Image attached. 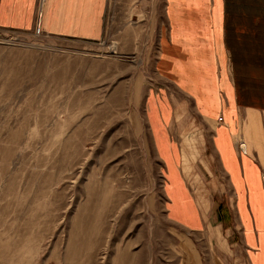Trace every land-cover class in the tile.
Segmentation results:
<instances>
[{"label":"rangeland","instance_id":"374dc122","mask_svg":"<svg viewBox=\"0 0 264 264\" xmlns=\"http://www.w3.org/2000/svg\"><path fill=\"white\" fill-rule=\"evenodd\" d=\"M166 8L106 0L97 38L0 27V264H249L210 155L213 124L189 101L176 113L182 98L157 72ZM155 100L169 129L202 147L184 172L192 192L211 183L203 231L168 221Z\"/></svg>","mask_w":264,"mask_h":264},{"label":"crops","instance_id":"0c3cea01","mask_svg":"<svg viewBox=\"0 0 264 264\" xmlns=\"http://www.w3.org/2000/svg\"><path fill=\"white\" fill-rule=\"evenodd\" d=\"M105 5L106 0H0V27L28 31L39 25L56 35L97 38ZM166 9L157 72L182 98L175 105L167 101L174 111L189 101L213 124L210 155L227 183L226 204L249 264H264V0H167ZM160 115L155 100L151 138L165 167L168 221L184 232L203 231L210 221L205 191L211 183L193 181L198 192H192L185 173L191 146L199 157L202 147L171 131L172 117L165 121ZM204 170L209 179L215 175Z\"/></svg>","mask_w":264,"mask_h":264},{"label":"trees","instance_id":"16d2710c","mask_svg":"<svg viewBox=\"0 0 264 264\" xmlns=\"http://www.w3.org/2000/svg\"><path fill=\"white\" fill-rule=\"evenodd\" d=\"M218 213L220 214V216H222V219H223V216L228 214L227 210L223 206H219ZM225 220H227L226 217H224L223 221H225Z\"/></svg>","mask_w":264,"mask_h":264}]
</instances>
